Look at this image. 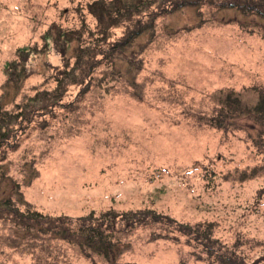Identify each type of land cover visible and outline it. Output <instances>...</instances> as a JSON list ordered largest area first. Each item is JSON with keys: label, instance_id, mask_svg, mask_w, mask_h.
<instances>
[{"label": "rangeland", "instance_id": "rangeland-1", "mask_svg": "<svg viewBox=\"0 0 264 264\" xmlns=\"http://www.w3.org/2000/svg\"><path fill=\"white\" fill-rule=\"evenodd\" d=\"M94 1L0 0V96L7 64L19 54L31 73L6 110L30 98L38 107L58 103L39 111L16 151L0 150V168L9 167L23 193L26 207L15 208L68 217L74 227L105 212L109 218L114 211L149 212L131 232L118 230V222L113 254L120 264H209L203 247L172 222L185 232L213 227L220 244L237 241L242 255L264 260V176L239 181L264 162V150L249 138L254 124L239 120V128L223 131L208 123L218 114L220 91L264 85L260 21L206 8L161 15L152 35L135 38L121 53L113 54L112 45L86 79L71 85L78 70L72 50L67 64L43 37L51 28L84 26L91 46L99 33L88 13ZM127 31L112 29L110 41L118 44ZM139 52L136 68L118 60ZM58 79L66 86L62 100L53 95ZM27 174L37 178L27 183ZM11 192V180L0 179V201ZM13 216L0 210V264H113L51 235L27 238ZM153 216L162 223L149 224Z\"/></svg>", "mask_w": 264, "mask_h": 264}, {"label": "trees", "instance_id": "trees-1", "mask_svg": "<svg viewBox=\"0 0 264 264\" xmlns=\"http://www.w3.org/2000/svg\"><path fill=\"white\" fill-rule=\"evenodd\" d=\"M210 9L213 12L221 11H236L238 14L247 18H254L260 21L257 35L264 39V0H97L88 5V13L97 20V38L92 37L91 46H85V27L78 30H62L60 28H51L43 37L48 42L53 41L58 53L67 62V54L70 49L72 55L76 59L75 76L72 84L80 83L91 73L99 64L98 57L109 56L108 49L112 45L111 50L114 53H121L131 47L135 38L141 35H152L155 30V21L159 16H166L183 9ZM126 25L128 31L122 38V43H113L110 41V31ZM248 28V25H242ZM253 34V31L249 32ZM106 40V42H105ZM126 40V41H125ZM77 43L76 46L74 44ZM115 45H118L115 46ZM117 48V50H116ZM28 50V49H26ZM110 50V51H111ZM116 50V51H115ZM127 55V53L119 56L118 60H128L131 68H136L137 55ZM122 58V59H120ZM20 60V61H19ZM18 55V59L7 64V82L4 86L3 94L0 96V150L4 147L2 154H6L7 150L16 151L20 147V139L27 130L35 123V118L40 114L39 111H46L47 108L55 106L58 103H50L49 106L36 105V98H30L26 104L16 105L15 111L9 112L6 110L7 98L11 93H18L24 80L30 76V72L23 64V60ZM132 64V65H131ZM79 72V73H78ZM81 72H86L82 76ZM60 86L57 92L53 95H58L59 100L65 96L66 86L60 79L56 80ZM241 92L235 90H226L222 94L214 98V102L218 103L217 116L209 119L208 123L215 129L230 131L229 128H239L238 121L248 119L253 122L255 134H249L252 145L259 151L264 150V85L247 87ZM245 97V99H244ZM251 97L254 101L251 102ZM47 110V111H48ZM44 113V112H43ZM201 122L206 123V116ZM243 128V127H242ZM7 157V156H6ZM4 155V160L6 159ZM9 167L2 166L0 168V179L6 182L11 180L12 192L6 199H1L0 210L9 212L14 215L11 221L14 227H21L24 234H29L27 238L34 237L38 241H44L51 235L53 239L75 243L81 246L82 251H90L96 255L103 256L105 260L117 263L118 256H114L116 248V235L120 234L118 230H126L130 232L137 226L136 223L142 225L145 223L149 212H115L112 218H109L105 213L99 216L82 217L78 220V225L73 226L72 220L68 217H46L41 212L28 210L29 214L22 213L19 208H15V203L24 205V197L21 191V186L12 177L8 175ZM29 176V177H28ZM264 176V162L260 166H256L251 170H246L240 177L239 181L244 182ZM27 183L37 178L36 175H26ZM33 182V181H32ZM15 201V202H14ZM24 202V203H23ZM28 207H31L26 203ZM14 206V207H13ZM26 207V206H25ZM155 216L152 221L148 219L149 224L162 223ZM120 223V229L117 230V224ZM122 222V223H121ZM176 224L174 230L182 235L193 237L196 244L203 247L209 264H264V260H251L247 255H242L238 252L241 243L234 242L232 247L219 243V240L213 237L214 229L210 227L207 231L190 230L185 232L184 224ZM36 231L37 237L34 235ZM11 240V239H10ZM121 240V238H120ZM35 247V246H33Z\"/></svg>", "mask_w": 264, "mask_h": 264}]
</instances>
